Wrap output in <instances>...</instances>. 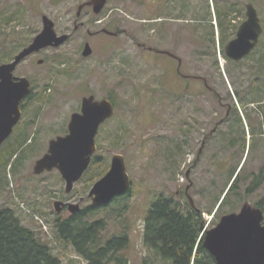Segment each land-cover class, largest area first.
I'll list each match as a JSON object with an SVG mask.
<instances>
[{"label": "rangeland", "instance_id": "374dc122", "mask_svg": "<svg viewBox=\"0 0 264 264\" xmlns=\"http://www.w3.org/2000/svg\"><path fill=\"white\" fill-rule=\"evenodd\" d=\"M89 1L0 0V57H5L0 60V65L12 61L41 32L43 16L54 23L58 36L69 35L60 47L47 48L27 57L14 72L15 77L26 78L32 87L30 95L21 104L20 120L21 124L29 123L30 126L24 130L27 133L24 142L22 139L18 141L22 145L13 154L9 166H0V209L13 211L23 227L35 231L51 247L60 264H88L70 246L56 240L54 222L69 218L70 212L62 210L57 213L54 202L60 200L78 205L81 211L91 207L89 190L108 172L112 156L120 154L130 178V191L122 196L124 198L119 197L107 206L97 208L87 221L103 219L105 229L100 233L101 246L113 237L127 234V244L121 256L127 259L126 264H141L150 254L144 245L145 216L158 196L174 197L182 208L188 203V195L202 212L204 226L216 222L224 212L239 210L244 203L255 205L264 201V178L253 193L249 189L245 193L250 185L249 173L259 172L264 166V137L253 146L254 137L249 131L252 133V129H257L264 136V32L257 50L241 62L229 64L223 55L224 45H219L216 39L218 31L213 0H190L194 4L192 8H197L195 16H202L198 3L210 5L209 21L216 36L210 59L199 63L195 56L194 75L207 79L221 103L208 91L204 97L200 94L194 98L180 93L184 97L179 99L176 107L173 106V93L182 89H176L166 74L162 78L164 87L156 86L155 82L164 70L160 71L155 65V55L145 52L141 46L155 47V37L151 33L155 27L149 24L145 27L142 23V19L152 12L151 0H147L146 8L142 6L143 0H107L101 14L95 15L91 7H85L77 17L79 6ZM158 1L161 2L159 12L168 18L174 11L172 0ZM215 1L218 6L226 4L237 8L229 10L227 17H231L228 21L240 18L234 27L244 19L245 5L252 3L264 26V0ZM235 12L238 13L235 15ZM11 15L17 20L10 24L1 22L2 18ZM169 26H166L167 32H173L174 27ZM227 26L230 28L231 24ZM103 29L123 33L109 36L99 33ZM230 34L227 40L234 35L233 32ZM168 39L166 43L171 45ZM86 43L91 46L92 54L84 58L81 53ZM194 48L196 51V42ZM189 50L185 48L179 51V55L181 52L187 57L185 52L189 55ZM39 60L42 63L38 64ZM257 91L261 98L254 102L250 99ZM90 95L98 101L111 98L115 113L99 129L95 139L94 158L99 159L98 165H91L73 189L65 193V182L56 170L34 175L33 167L47 153L49 142L67 133L70 116L80 112L82 98ZM206 108L210 113H227L232 109L240 116L249 117L242 120V129L248 130L246 136H242L246 148L222 173L212 162L213 155L218 154L212 149L213 145L203 152L201 161L193 166L191 163L198 144L190 145L189 131L193 126L190 113L202 112ZM235 125L231 124L232 127ZM226 126L229 128L230 122ZM17 132L12 140L17 138ZM226 138L229 142L234 136ZM226 152L229 154L231 150L227 147ZM240 156L244 166L240 172L241 181L235 183V191L230 192L220 205L219 201L230 185L231 171L237 167Z\"/></svg>", "mask_w": 264, "mask_h": 264}, {"label": "water", "instance_id": "95a60500", "mask_svg": "<svg viewBox=\"0 0 264 264\" xmlns=\"http://www.w3.org/2000/svg\"><path fill=\"white\" fill-rule=\"evenodd\" d=\"M106 3L107 0H90L79 6L76 15L79 17L86 6H90L93 13L98 15ZM42 25L41 32L30 44L17 53L11 62L0 65V147L20 120V104L31 91L26 78L13 75L16 67L30 55L47 48H58L69 39L68 34L58 36L54 23L46 16L42 17ZM262 32L257 8L249 3L245 6V20L238 26L235 37L224 46L225 57L233 62L243 59L258 47ZM102 33L116 36L105 29ZM91 54L92 48L86 43L81 55L87 58ZM37 63H42V60ZM114 113V106L108 99L98 101L93 95L83 97L80 112L70 116L67 135L49 142L47 153L34 164V175L57 170L65 182V193H69L90 165L100 126ZM130 187L124 157L114 154L108 172L93 184L88 198L93 207L105 206L116 197L125 195ZM189 202L193 206L190 198ZM61 205L60 202L54 203L57 213L61 212ZM69 211L72 214L78 212V205L70 206ZM263 220V212L246 203L239 213L223 216L215 228L207 231L202 245L216 264H264Z\"/></svg>", "mask_w": 264, "mask_h": 264}, {"label": "trees", "instance_id": "16d2710c", "mask_svg": "<svg viewBox=\"0 0 264 264\" xmlns=\"http://www.w3.org/2000/svg\"><path fill=\"white\" fill-rule=\"evenodd\" d=\"M212 6L215 8L217 27L220 30L222 43H224L231 35L227 26V24L230 25V21L224 19L229 16V10L235 11L237 8L226 4L218 6L215 0H213ZM5 19H1L4 24H10L11 21L17 20L12 15ZM115 33L120 35L123 32L117 30ZM211 35L212 37L214 35L213 26H211ZM4 58L0 57V60ZM260 96L261 93L254 92L250 100L255 102L261 98ZM108 100L114 103L111 98ZM25 128L28 127L26 125L22 128L17 127V138L12 140V137L0 148V166L4 168L9 166L13 154L22 145L18 141L22 139L21 141L24 142L26 139ZM98 161V158L93 157L91 165L97 166ZM263 167L260 168V172L264 169ZM235 171L236 169L231 171L230 180ZM259 176L261 177V175ZM234 191L235 185L233 184L228 193ZM226 197L227 195L221 205ZM254 206L264 210V201L261 200L258 205ZM97 208L89 207L65 220H56L53 225L56 240L70 246L78 255L83 256L88 264L111 262L126 264L127 259L121 256V251L127 244V234L113 237L104 246H101L100 233L105 229L103 219L94 222L87 221V218L91 217ZM202 222V217L195 211H191L188 203L181 208L174 197L158 196L150 205L145 216L144 245L150 254L141 261V264H215L212 257L203 249L202 243L199 242ZM0 264H60V260L35 231L23 227L13 211L4 209L0 216Z\"/></svg>", "mask_w": 264, "mask_h": 264}, {"label": "flooded vegetation", "instance_id": "af4514ba", "mask_svg": "<svg viewBox=\"0 0 264 264\" xmlns=\"http://www.w3.org/2000/svg\"><path fill=\"white\" fill-rule=\"evenodd\" d=\"M142 2H143L142 6L146 8L148 5L147 0H143ZM171 3L174 5V11L170 14L168 18H165L164 16L162 17V14H161L162 12L161 13L159 12L161 10V7H160L161 2L158 0H155V1L151 0L150 10L154 12V15L151 12L149 16L146 15V18L142 19V23L144 24L143 26L145 27L147 26V24H149L150 26L151 25L150 23L155 24L154 25L155 30L154 31L151 30V33L154 34V37H155V47L146 46L145 44H141V46L145 52L152 53L155 55V58H154L155 65L158 67L160 71L164 70L163 74L161 72V76L159 77V80L155 82L156 86H158L160 89L164 87V81L162 80L164 74L168 75V77H171V82L174 84L175 88L182 89L181 92H179V90H176L173 93L174 94L173 106L176 105V107H178L179 99H182L184 97V96H181L180 93L187 95L188 98H194L195 96L199 97L200 94L201 96L203 95L205 96V91H208L210 94L217 96L218 102L221 103V98L216 93L215 88L208 85L207 79L202 76L194 75L195 59L197 57L199 63H203L207 59H210L211 50L215 46V40L217 39V42L219 45H222V46L226 45V43H228L230 40L234 38V35L236 34V30L238 26L241 24V22L244 21V19L239 20L236 27H232V26L236 23V20L240 18H236L235 21L233 20L230 21L231 27L229 28V30L230 32H233L234 35L231 37V39H228L224 43H222L221 34H220V31L217 25H216V30L218 31L217 38L215 39L216 37L215 34L213 35V37L211 35V25L209 21L211 13H210V5L208 3L205 4V2H201V3L197 2L199 5H201V10H199V12L202 14L201 17L194 15V11L195 10L197 11V8H194V9L192 8L194 4L190 2V0L185 1V2H182L179 0H172ZM157 12H159L160 15L157 14ZM237 13L238 12H235V15ZM163 14H167V13H163ZM228 19H231V17L225 18L224 20L227 21ZM166 26L174 27V29H172L173 32H167ZM233 28H235V32ZM180 33H183L186 35L181 36L179 35ZM168 37H170V39H168ZM167 39L171 40L170 42L171 45L169 43H166ZM180 39H181V42H179ZM194 42L197 43L196 51L194 48ZM185 48H187L188 50L190 49L189 50L190 56L186 52L185 54L187 57L181 54L182 52L181 50ZM179 51H181L180 52L181 56L179 55ZM223 53H224V48H223ZM243 59H241L240 61H242ZM226 61L229 64H237L238 62H240V61L233 62V61L228 60L227 58H226ZM217 67L214 66V68H217ZM197 89H198V92L196 93L195 91ZM194 92L196 94H194ZM22 113H21V118H22ZM246 117L249 118L248 116H245V115L240 116L236 110L232 112V109H231V112H227V113H217V112L210 113L209 109L207 108L203 109L202 112L193 111L192 113H190L189 119L193 123V126L191 127L189 131L190 132L189 137L191 138L190 145L193 147L198 144V148L195 150V154L193 158L191 159L192 166L195 165L197 162L201 161L203 152H205L207 148H210L211 145H213L214 148L212 149H215V151H217L218 154L213 155L214 159L212 162H213V165L216 166V168L220 170V173H222L230 165L229 163L235 160L237 154L240 153V151L244 150L243 148H246L245 140L242 139V136L243 137L246 136V132H248V130L242 129V120L246 119ZM20 120L13 128L12 134L10 135L9 139L13 137V135L15 134L14 132L17 131V127H19V125H21L20 128L24 127L25 125L26 127L30 126L29 123L26 124L22 122L21 124ZM227 122H230L229 128H226ZM234 123H236V125L232 127L231 124H234ZM240 126L241 128H239ZM258 126L259 124L257 122L256 128H258ZM252 130L253 131L251 133V130L249 129L250 134H251L250 136L252 138L254 137L253 146H254V143L255 145H258L260 141H263L262 137L264 136L263 134L259 133L257 129H252ZM67 133L65 135H67ZM196 134L197 136H199L198 138H196ZM228 135L234 136V138H232V140H230L229 142L227 141V138H226V136ZM215 136H217V139L214 140ZM250 142H252L251 139H250ZM250 146H251V143H250ZM227 147L231 150L229 154H227L226 152ZM240 161H241V156H240L239 163L237 167L235 168L236 171L234 173V176L232 177L234 180L231 185L233 184L235 185V183H237L238 181L239 182L241 181L240 172L244 166L241 165L242 163ZM259 175H261V177ZM244 178H246V176H244ZM263 178H264V169L261 172L259 171L256 173L255 172L249 173L248 180H250V185L246 189L245 193L249 192L248 189L250 190V193L251 192L253 193L256 189L255 187H258L259 186L258 184H261ZM189 198L190 197H188L187 195L188 205L190 206L191 211H195L197 214H199L202 217V212L194 206V203H193V206L190 205ZM55 202L62 203V205L60 206L61 211L62 210L69 211L70 206H72L71 204L62 202L60 200H57ZM258 203H256V205H258ZM250 206L254 208H258L257 206H254L251 204ZM241 208L237 211L230 210V211L222 213L220 217L216 220V222H213V224L211 225H209L210 223H208V225L205 228H204L205 222L203 221L202 225L200 226V230H202L201 228H203L204 234L201 236V239L199 240V242L200 243L203 242L205 233L215 228L223 216L230 215V214H237L241 211ZM260 210L264 214V210L262 209ZM0 211H1L0 216H2V209H0ZM218 211H219V207L214 212L215 216ZM74 214L70 212V217H72ZM203 249L207 252V250L204 247ZM209 256L211 255L209 254ZM212 259L214 260L213 257Z\"/></svg>", "mask_w": 264, "mask_h": 264}]
</instances>
